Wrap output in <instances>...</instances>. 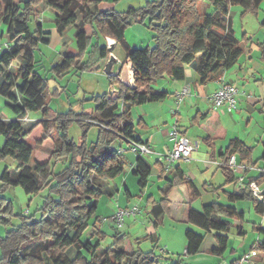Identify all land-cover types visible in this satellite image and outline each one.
Returning <instances> with one entry per match:
<instances>
[{
    "label": "trees",
    "instance_id": "1",
    "mask_svg": "<svg viewBox=\"0 0 264 264\" xmlns=\"http://www.w3.org/2000/svg\"><path fill=\"white\" fill-rule=\"evenodd\" d=\"M98 1L0 0V22L11 42V46L0 54V95L7 99L6 106L17 118H24L29 112L45 117L49 98L61 93L58 89L50 92L45 76L37 67L36 49L50 40V32L43 30L42 18L38 16L42 10L54 13L53 24L59 34L71 26L75 28L76 54L64 55L59 63L51 66L48 69L51 79L61 78L70 70L80 74L99 60L107 59L112 48L106 45V37L115 39L124 49L127 63L123 74L130 69L133 77V84L127 85L119 80V73L112 75L118 83L117 90L110 89L91 97L94 101L91 113L70 107L67 112H58L55 119L40 120L28 129L17 120L0 119V137L3 139L0 161L10 157L16 163L15 169L4 168L0 189L20 186L27 195L47 191L39 207L42 211L38 220L31 216L0 237V264H157L158 256L153 250H136L119 229L114 232L115 240L103 249L100 238L104 233L99 228L94 230L99 234L95 241L81 239L96 211L99 196H112L107 189L109 181L127 168L124 155L112 145L122 136L133 138L135 125L131 107L159 102L167 96L166 91L154 87L159 78L182 80L186 67H190L197 72L200 84H205L232 68L241 56L243 39L233 34L229 7L239 3L245 11L256 10L263 0H208L212 10L201 14L197 4L204 0H149L143 7L129 8L127 15L150 17V27L156 32L152 48L128 46L124 42L127 17L114 10L100 11ZM261 24L264 25V19ZM17 58L20 62L16 73H12L9 69ZM18 78L20 82H17ZM122 104L127 109L119 111ZM73 121L81 128L80 141L68 136ZM91 128L97 129V136L89 143L87 137ZM223 132V127H219L214 130V136H222ZM28 136L33 139L36 149L48 153L44 155L47 160H34V165L30 166L34 149L26 140ZM134 140L144 143L140 139ZM46 141L50 146L44 145ZM235 153L249 159L251 148L233 139L223 152V162ZM61 157H65L66 162L56 172L53 163ZM221 168L228 181L233 182L234 175L226 166L221 165ZM161 172L166 173L162 167ZM132 174L143 189L150 175V164L143 156H137ZM182 181H185L182 173L177 172L168 181L163 200L170 187ZM228 198L232 202L252 199L246 192L231 193ZM253 208L258 214H264V199L253 200ZM10 210L11 201L0 193V220L9 221L2 215H9ZM220 217L242 219L243 213L231 205L212 202L199 211L190 210L188 215L190 224L204 233L214 232L216 247L212 252L216 255L226 249V234L232 226L231 221ZM256 229L261 235L257 242L259 250L264 252V229ZM27 230L32 236L28 240L21 239V233ZM185 239V254L200 252L202 234L188 228ZM70 248L74 249L72 256L67 253ZM178 256L170 264H187L181 255Z\"/></svg>",
    "mask_w": 264,
    "mask_h": 264
},
{
    "label": "crops",
    "instance_id": "2",
    "mask_svg": "<svg viewBox=\"0 0 264 264\" xmlns=\"http://www.w3.org/2000/svg\"><path fill=\"white\" fill-rule=\"evenodd\" d=\"M46 11L49 10H42L38 15L42 18L41 23L44 21L43 13ZM42 27L43 30H48L50 35H54L55 48L60 51L58 59L55 61L57 64L62 59L61 53L66 45L64 34L69 28L62 34H59L56 31L54 24L48 26L49 28H46L44 24H42ZM106 38L111 39V41L114 40L111 44V53L114 52V57L119 61L126 60L124 49L116 43L115 39L110 37ZM51 43L50 38L47 45L51 46ZM240 46L242 48V53L238 62L221 75L225 81L234 84L239 90L237 103L233 111L220 114L213 109L209 95L218 87V78L208 81L205 84H200L197 72L190 67H186L185 78L182 80H173L170 77L165 76L159 78L155 82V88L168 93L163 100L133 106L130 109L131 117L135 125L133 138L140 139L154 151V154L146 155V160L148 162V159L150 157L152 158V163H149L150 175L146 186L143 189L140 188L137 184V178L132 174L137 155L126 149L124 151V157L128 163L127 167L132 174V177L135 179V183L139 189L138 193L140 194H134V192H132L126 185V181L129 179V174L126 173L123 176L120 175L109 181L107 189L113 194L112 196H107L109 201L106 205L113 207V209L116 207L125 208L131 205L129 200L130 197L139 195V197L143 198L145 204L142 207H144L147 215L146 224L145 222H142L145 226V234H148V238L152 244L158 243L163 245L164 248L161 250L162 253L166 252L172 255L181 256L187 255L185 254V231L188 228L199 229L188 222L190 210L194 209L199 211L206 204L219 202L221 204L233 206L238 212H244V208L242 206L240 207V202H238V200L233 202L229 200L228 195L231 194L229 190L231 189L232 193H235L234 185L232 181H228L227 176L220 165L225 157L223 152L226 150L231 140L237 139L245 146L251 148L250 157L249 159L247 158L248 160L243 159L238 153L234 154L238 162H248L259 167H264V38H243L240 42ZM69 49L70 50H67L70 52L68 55L76 54L75 44L74 49ZM106 61L107 59L100 62L104 74ZM111 70L114 74L119 73V80L122 81L124 68L120 70V66L117 63H114ZM85 74H90V82L92 84L84 86V93H86L84 97L90 96L89 98H91L100 95V93H105V89L109 85L108 83L105 84L103 90H99L100 87L93 83V77L97 75L90 72H86ZM85 74H83V76ZM17 82H20L19 78ZM183 86H188L191 94L186 95L178 104H176L175 94L181 90ZM59 90L61 93L63 92V89L60 88L58 91ZM113 90H117V88H114ZM61 93L59 94L60 96ZM126 109L127 106L125 104H122L119 107V111ZM74 110L78 111L76 108ZM92 111L93 110L90 112H84L91 113ZM31 113L35 112H29L21 119L17 118L13 113L14 116H10L7 120H2H17L24 129H28L40 120L51 121L56 118V115L53 116L50 114L49 109L47 115L42 118H36L31 115ZM59 113L63 112L60 111ZM173 127L177 128L180 133L188 137L191 143L196 144V149L191 152L188 161H179L171 170L162 173L161 165L156 161V153L166 152L172 147L173 142L168 137V132ZM219 127H223V135L214 136V130ZM91 132L94 136H92V138L90 137ZM95 135L97 136V129L91 128L87 137V139L89 138V143L95 141ZM28 142L32 146L31 141ZM112 146L114 149H118L119 147H126V143L120 138ZM255 152L259 153L256 157L254 156ZM146 156L144 155L143 157ZM50 162L52 163V161ZM65 162L66 158L61 157L53 164L62 163L61 166L63 167ZM177 172L182 173L185 181L179 182L170 187L165 194L166 199L163 200V193L167 187V183L169 180L173 179ZM247 175L250 178L252 177L255 179L260 186L264 185V176H262L259 171H250ZM152 187H154L153 190H151ZM110 213H112V210ZM220 219H227L230 221V219L226 217H220ZM140 220L141 219L136 218L134 222ZM241 220L242 219L236 217L232 220V225L237 226L239 234L243 233ZM260 227L263 228V226ZM162 229L166 230V232H163ZM100 231L106 235L105 230L100 229ZM204 234H213L209 237L210 241L208 246H210V248L207 249V255H205V251H203L202 248H200V252L197 253L204 254L205 260H197L196 262L195 260L194 262L188 261V263L227 264L225 262L228 261V258L222 257L223 253L221 255H216L212 252V249L216 247L214 232ZM112 235H114V232ZM226 235L228 237V233ZM136 236L137 234L134 236L135 239H137ZM174 239L176 240L174 241ZM260 239L261 235L258 233L257 240L247 247L244 240H234L230 251V254H233V256L229 258V264L237 260L242 253L250 250L255 243L260 241ZM148 251L151 250H147L146 252ZM259 251L260 252H257L255 258L258 259V262H260V260L263 262L264 252L261 250Z\"/></svg>",
    "mask_w": 264,
    "mask_h": 264
},
{
    "label": "rangeland",
    "instance_id": "3",
    "mask_svg": "<svg viewBox=\"0 0 264 264\" xmlns=\"http://www.w3.org/2000/svg\"><path fill=\"white\" fill-rule=\"evenodd\" d=\"M149 0H99L98 1V9L100 11H109L114 10L122 16L127 17V26L124 30V42L128 44L130 47L134 48H152L155 45V29L150 27V17L149 16H143V17H135L134 15H127V11L129 8L138 9L140 7H143ZM197 9L199 13L210 12L212 10V7L209 6L208 0H204L202 2H198ZM228 16L231 19L232 23V31L235 37L240 39H247L250 37L254 38H264V25L261 24V21L264 19V0L261 1L257 7L256 10H247L245 11L244 8L239 3H233L230 5L228 10ZM43 23L46 28H49L48 26H51L53 24V18L54 13L50 11H46L43 13ZM154 24H158L157 21L153 22ZM31 27H34L35 24L31 22ZM101 37V34H99ZM51 38V46L40 44L39 48L36 49V58L39 59V62L37 63V67L39 68V71L41 74H43L47 80V84L49 86L50 92L54 89H63V92L60 95L57 96H51L48 100V109L50 110V114L55 116L58 112H67L70 107L76 108L78 111H86L90 112L94 108V101L92 98H89L90 96H86V93H84V86H89L92 83L90 82V74H85L86 72H90L93 74H96L97 76L93 77V83L95 85H98L100 87L99 90H103L106 83H108V87L105 89V92H109L110 88L114 89L117 88L118 83L112 79V76L105 75L102 72V66L100 62H97L94 64L90 69L85 70L78 74L77 72H74L73 70H70L68 73L63 75L61 78H54L51 79L50 73L48 72V69L55 63V61L58 59L59 50L55 48V39L54 35H50ZM102 38V37H101ZM6 39V35H2L0 38V42H4ZM64 40L66 41L65 49L62 51V57L64 54L68 55L70 52L67 50H70L69 48L74 49V27H69V29L64 34ZM111 40V39H110ZM54 41V42H53ZM94 41V40H93ZM103 44V41H102ZM107 45V41H106ZM92 49V47H88V49ZM65 50V51H64ZM115 56L114 52H112ZM20 62V59L17 58L13 61L12 67H10L9 71L12 73H16V68ZM120 66V70L124 68L126 65L125 60H117L115 61ZM83 74H85L83 76ZM125 74V73H124ZM89 77V78H88ZM108 81V82H107ZM102 94V93H100ZM7 99L0 95V119H8L10 116H14L13 112L10 108H8L5 104ZM34 117H40L42 118V115L40 113H31ZM81 135V128L79 125L73 121L71 122L69 128H68V136L73 139L74 141H79ZM93 133H90V137L92 138ZM96 136V135H95ZM29 138H26L28 141H31L32 147H33V157L30 162V166L34 165V160L37 161H45L48 158H44L45 154H48L44 151H40L36 149L35 143L33 139L28 136ZM94 137V136H93ZM89 139V138H88ZM3 142L2 137H0V146ZM45 146H50V142L46 141ZM260 152V151H259ZM258 152H255V157L258 156ZM146 156V155H145ZM48 157V156H47ZM145 160L147 158L144 157ZM149 158V157H148ZM148 163H152V158L150 157ZM62 163H55L54 165V171H58L62 168ZM5 167H8V169H15L16 163L10 158L6 157L0 161V176L4 170ZM128 173L129 179L126 181V185L130 188L134 194H140L138 193V186L135 183L134 177H132V174L129 172L128 167L125 168V170L120 175H124ZM119 175V176H120ZM1 188V187H0ZM154 187H152L151 190H153ZM150 190V191H151ZM232 193V190H229ZM1 195L6 198L7 200L11 201V210L9 215H2L5 217L7 222H4L0 220V237H3L7 231L15 229L18 224H21L22 222L26 221V219L30 218L31 216H35V218L38 220L40 217L41 209V201L43 200V197L47 194L46 190H42L40 193L36 195H27L24 190L20 186H14L10 188H4L0 189ZM116 193V192H115ZM145 193V191H144ZM98 206L96 208L95 213L91 216L89 219V224L86 229H84L83 234L81 236V239H90V240H96L99 238V234L94 230L95 228H100L101 230H105L106 235H104L103 238H100L101 242V248H105L108 245H110L115 239L112 235L113 232H116V229H119L121 232H123L126 235L127 241H130L134 248L139 249L142 252H146L147 250H153L154 253L158 256L157 264H170L174 261H176L177 258H179L178 255H172L169 253H162V244H152L150 239L148 238V234H145V226L142 224V222H145L146 224V212L144 207H142L145 204V201L143 198L137 196H132L129 198L130 203L134 204L136 203L140 209L139 213L136 214V216H128L124 217L123 223L120 227L117 226L115 222L110 220V216L113 213L114 209L113 207H110L109 205H106V203L109 201V198L107 195H101L98 199ZM240 202V207L242 206L244 208L243 212V218L241 220V228L243 230L242 234H239L237 226L232 225L230 230L228 231V246L223 252L222 257L228 258V261L225 262L229 264V258L233 256V254H230L231 247L233 246L234 240H244L246 247L252 245L255 240H257L258 232L257 229L260 226H263V220H264V214H258L254 208H253V202L252 199L249 198H243L238 200ZM242 203V205H241ZM40 209V210H39ZM112 210V213L110 211ZM5 213V212H4ZM6 214V213H5ZM135 217V218H134ZM136 218L141 219L138 222H134ZM231 223L233 218H229ZM135 223V224H134ZM133 224V225H132ZM36 229L38 230V227L36 226ZM194 229V228H193ZM200 234L203 235V241L201 244V247L203 251H205V255H207V249L210 248L209 241L211 234H204L203 231L200 229H194ZM163 232H166V230H163ZM30 230L25 231L24 233H21V239L28 240V238L32 235H30ZM70 233H72L70 231ZM94 234V236H93ZM135 234H137L136 238H134ZM207 237V238H206ZM31 239V238H30ZM176 239H174L175 241ZM127 243V242H126ZM260 252L259 250H256ZM240 252V251H239ZM1 253V248H0ZM69 256H72L74 253V249L70 248L67 251ZM199 253V252H198ZM204 253V252H203ZM243 254V253H242ZM184 259V262L189 264L188 261L195 262L198 260H205L204 254H194V255H182L180 256ZM213 262V261H212ZM210 264V263H206ZM242 264H264V261L258 262L257 258H252L250 261H245Z\"/></svg>",
    "mask_w": 264,
    "mask_h": 264
},
{
    "label": "built area",
    "instance_id": "4",
    "mask_svg": "<svg viewBox=\"0 0 264 264\" xmlns=\"http://www.w3.org/2000/svg\"><path fill=\"white\" fill-rule=\"evenodd\" d=\"M2 35H6V39L4 42H0V54L11 46V42L6 33V28L0 22V38ZM106 41L108 47L114 42V40L110 42V39L107 38ZM218 82V87L209 95L213 109L220 114L231 112L235 109L239 90L234 84L225 81L222 76L218 77ZM190 94V88L188 86H183L181 90L175 94V103L178 104L186 95ZM168 137L173 142L172 147L166 152L156 153V161L161 165L165 172L171 170L179 161H188L191 152L196 149V144L191 143L189 138L180 133L175 127L170 129ZM121 139L126 143V147H119L117 149V152L121 155H124L126 149L137 156L154 154V151L146 143L138 142L133 138L125 136H122ZM220 165L226 166L234 175L233 185L236 193L246 192L250 194L254 201H262L264 199V185L260 186L255 179L252 177L250 178L247 175L248 172L255 170L259 171L261 175L264 176V167H259L248 162H238L234 154L231 155L226 162H221ZM139 211L140 209L136 203L125 208L116 207L110 216V220L120 227L123 223L124 217L135 216ZM256 250H259L258 243H255L250 250L243 253L231 264H242L245 261H250L252 258L256 257L258 252Z\"/></svg>",
    "mask_w": 264,
    "mask_h": 264
},
{
    "label": "water",
    "instance_id": "5",
    "mask_svg": "<svg viewBox=\"0 0 264 264\" xmlns=\"http://www.w3.org/2000/svg\"><path fill=\"white\" fill-rule=\"evenodd\" d=\"M109 48H111V45L109 46ZM115 61H116V58L114 57L113 54L110 53L108 58H107V61L105 63V66H104V72H105L106 75H108V76L114 75V73L112 72L111 68H112V65L115 63Z\"/></svg>",
    "mask_w": 264,
    "mask_h": 264
},
{
    "label": "bare ground",
    "instance_id": "6",
    "mask_svg": "<svg viewBox=\"0 0 264 264\" xmlns=\"http://www.w3.org/2000/svg\"><path fill=\"white\" fill-rule=\"evenodd\" d=\"M110 42H112V41L110 40ZM122 81L124 83H126L127 85L133 84V77H132V73H131L130 69H127L125 71V74H123V76H122Z\"/></svg>",
    "mask_w": 264,
    "mask_h": 264
}]
</instances>
